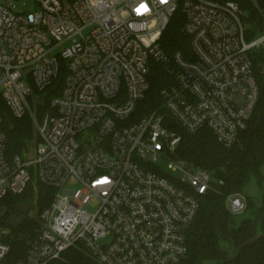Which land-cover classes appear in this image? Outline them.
<instances>
[{
	"label": "built area",
	"instance_id": "obj_1",
	"mask_svg": "<svg viewBox=\"0 0 264 264\" xmlns=\"http://www.w3.org/2000/svg\"><path fill=\"white\" fill-rule=\"evenodd\" d=\"M16 1L0 0V97L15 117L31 116L38 140L8 158L0 114V199L36 180L54 188L17 264L64 259L74 247L100 264H180L200 196L218 179L176 156L179 129L236 144L259 99L253 53L264 51V31L246 37L236 0H35L33 10ZM180 6L191 56L160 44ZM151 59L174 83L136 117ZM62 61L65 85L48 101ZM227 205L239 215L248 203L234 194ZM10 232L0 229V261Z\"/></svg>",
	"mask_w": 264,
	"mask_h": 264
},
{
	"label": "trees",
	"instance_id": "obj_2",
	"mask_svg": "<svg viewBox=\"0 0 264 264\" xmlns=\"http://www.w3.org/2000/svg\"><path fill=\"white\" fill-rule=\"evenodd\" d=\"M246 10L244 22L246 37L254 38L264 31V13L261 6L251 0H236ZM185 13L180 6L171 17L160 39L162 48L168 53L176 51L191 56L190 37L184 33ZM264 51H254V72L260 88L259 99L248 127L232 147H225L216 138L212 130L206 128L191 134L179 129L182 139L176 156L199 167L211 170L218 181L213 188L200 196V209L188 233V253L180 264H264V191L260 203L250 196L247 209L251 215L238 220L228 208L230 195L243 194L253 178L260 184L264 176V69L262 62ZM67 69L61 62L58 76L47 88L48 99L60 95L65 85ZM148 78L150 88L140 101L136 117H141L162 104L161 91L174 83V77L166 63L155 59L149 61ZM49 101V100H48ZM49 103L45 105L47 109ZM40 110V109H39ZM0 114L3 129L7 137V157L16 154L25 155L38 140L33 120L29 114L18 118L0 97ZM54 197V188L36 180L29 183L26 190L19 194H8L0 199V206L8 208L7 215L0 219V229L10 228L5 237L10 243L9 253L0 264H17L29 252L28 238L37 232V213L48 206ZM34 209V216H29L19 226H11L7 219L11 215L21 216L24 210ZM261 234V235H260ZM260 235L250 244L241 248L249 239ZM47 264H100L82 248H70L64 252V259H55Z\"/></svg>",
	"mask_w": 264,
	"mask_h": 264
},
{
	"label": "rangeland",
	"instance_id": "obj_3",
	"mask_svg": "<svg viewBox=\"0 0 264 264\" xmlns=\"http://www.w3.org/2000/svg\"><path fill=\"white\" fill-rule=\"evenodd\" d=\"M23 1H25V4ZM251 1L255 5L261 6L259 3V0H251ZM16 5H17L18 9H20V10H25V9L26 10H33L36 8L35 0H17ZM263 8H264V6L262 7V9ZM37 103H38L37 101L32 102V105H33L35 110L38 109ZM33 142H34L33 143V145H34L36 142L35 141H33ZM163 164L165 165V163H163ZM262 173L264 176V167L262 168ZM263 191H264V180H263V183L260 184L256 178H253L251 180V182L246 186L245 192L241 195L244 196V198L247 200V203H248V197L247 196H250L256 202L260 203ZM250 215H251V209L249 208L248 210H245L243 213L238 215L239 216L238 220L240 221L242 218L250 216Z\"/></svg>",
	"mask_w": 264,
	"mask_h": 264
},
{
	"label": "water",
	"instance_id": "obj_4",
	"mask_svg": "<svg viewBox=\"0 0 264 264\" xmlns=\"http://www.w3.org/2000/svg\"><path fill=\"white\" fill-rule=\"evenodd\" d=\"M45 96H46V94L41 95L40 96V100H44ZM7 212H8V208L7 207L0 206V219L5 217L7 215ZM33 214H34V210L33 209L30 210V211H28V209H25L24 210V214L21 215V216H16V215L9 216L8 219H7V222H8L9 225L16 227V226H19L20 224H22L29 216H33ZM260 235H257L255 237L247 240L241 246V248H243L244 246L250 244L251 242L256 241L260 237ZM210 264H216V263H210Z\"/></svg>",
	"mask_w": 264,
	"mask_h": 264
}]
</instances>
